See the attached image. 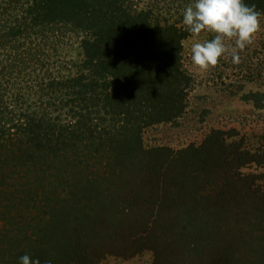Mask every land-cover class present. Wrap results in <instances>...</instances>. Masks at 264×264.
<instances>
[{
  "label": "rangeland",
  "instance_id": "obj_1",
  "mask_svg": "<svg viewBox=\"0 0 264 264\" xmlns=\"http://www.w3.org/2000/svg\"><path fill=\"white\" fill-rule=\"evenodd\" d=\"M128 3L182 36L185 109L171 121L141 129L130 123L114 136L102 132L91 147L78 134L72 146L44 142V161L27 152L16 158L33 138L19 133L14 139L25 143L14 140V148L0 150V162L7 156L0 164L2 256L9 235H35L48 221L40 243L24 252L40 264H264V10L253 43L236 49L240 63L232 61L234 40L225 41L228 52L205 71L193 63L191 48L214 34L193 36L183 24L194 0ZM81 39L69 36L59 46V75L80 70ZM22 89L17 121L36 114L57 118L61 127L79 125L81 112L66 87L16 86L8 96L17 99ZM163 110L158 107L159 116ZM108 124L94 123L99 132ZM36 161L37 167L27 165ZM22 256L15 254L12 264Z\"/></svg>",
  "mask_w": 264,
  "mask_h": 264
},
{
  "label": "trees",
  "instance_id": "obj_2",
  "mask_svg": "<svg viewBox=\"0 0 264 264\" xmlns=\"http://www.w3.org/2000/svg\"><path fill=\"white\" fill-rule=\"evenodd\" d=\"M244 2L258 13L264 10V0ZM155 21L151 11L133 10L128 0H0V150L14 148V140L25 143L14 139L21 133L33 138L28 147L18 149L16 158H24L27 152L31 160L44 161L40 150L47 143L56 149L68 146L78 134L79 143L90 138L91 147L98 134L114 136L123 125L138 123L141 129L179 118L185 109L181 88L189 85L181 68L183 38L177 27ZM69 36H82L84 53L80 70L72 77L59 75L54 61L55 56L59 58V46ZM16 86L66 87L75 97L71 102L81 112L79 128L61 127L57 118L48 115L21 114L17 121L15 107L25 100V91L22 89L17 99L9 97V89ZM129 89L132 97L126 95ZM160 106L164 110L159 116ZM100 119L109 121L101 132L94 125ZM14 129L19 132L14 133ZM1 158L0 164H4L7 156ZM19 162L23 166L28 161ZM37 162L27 165L37 167ZM47 224L38 225V232L25 239L19 235L10 240L9 235V243L5 239L2 244L8 245L4 256L0 250V264H12L15 254L24 256L30 246L38 245Z\"/></svg>",
  "mask_w": 264,
  "mask_h": 264
},
{
  "label": "clouds",
  "instance_id": "obj_3",
  "mask_svg": "<svg viewBox=\"0 0 264 264\" xmlns=\"http://www.w3.org/2000/svg\"><path fill=\"white\" fill-rule=\"evenodd\" d=\"M260 13L244 0H194L183 12V24L193 36L214 34L210 40L192 45L191 59L201 70L215 68L228 47L225 41H233V63H240L236 49L243 50L254 41L260 30ZM20 264H40L28 255L20 258ZM50 264V262H48Z\"/></svg>",
  "mask_w": 264,
  "mask_h": 264
}]
</instances>
